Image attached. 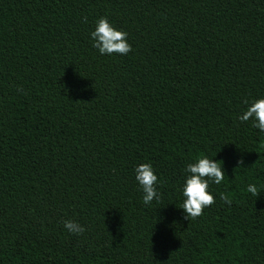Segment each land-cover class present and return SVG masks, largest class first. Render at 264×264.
Masks as SVG:
<instances>
[{
    "label": "trees",
    "instance_id": "obj_1",
    "mask_svg": "<svg viewBox=\"0 0 264 264\" xmlns=\"http://www.w3.org/2000/svg\"><path fill=\"white\" fill-rule=\"evenodd\" d=\"M99 17L127 55L91 46ZM258 97L264 0H0V264H264V134L237 119ZM200 155L225 178L184 219Z\"/></svg>",
    "mask_w": 264,
    "mask_h": 264
},
{
    "label": "clouds",
    "instance_id": "obj_2",
    "mask_svg": "<svg viewBox=\"0 0 264 264\" xmlns=\"http://www.w3.org/2000/svg\"><path fill=\"white\" fill-rule=\"evenodd\" d=\"M89 36L91 46L100 55L123 56L131 51L128 33L117 29L107 17H99L95 21V26ZM245 105V109L237 116V119L241 122H250L253 128L257 129L260 134H264V97L245 101ZM240 164L242 160L237 161V165ZM224 178L225 171L221 163L207 155L194 157L191 162L186 163L180 189L183 197L180 207L183 210V218L198 217L204 208L212 205L214 197L209 190V185L210 183L219 185ZM134 179L142 193L144 205L160 201V181L151 163L138 164L134 169ZM245 191L254 197L261 193L260 186L254 183L247 184ZM62 224L69 234L80 235L85 231L84 226L75 220L66 219Z\"/></svg>",
    "mask_w": 264,
    "mask_h": 264
}]
</instances>
